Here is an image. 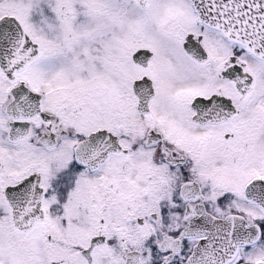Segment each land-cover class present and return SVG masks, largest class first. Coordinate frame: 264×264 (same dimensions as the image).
Listing matches in <instances>:
<instances>
[{"label":"snow or ice","instance_id":"obj_1","mask_svg":"<svg viewBox=\"0 0 264 264\" xmlns=\"http://www.w3.org/2000/svg\"><path fill=\"white\" fill-rule=\"evenodd\" d=\"M0 264H264V0H0Z\"/></svg>","mask_w":264,"mask_h":264}]
</instances>
